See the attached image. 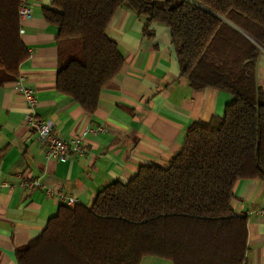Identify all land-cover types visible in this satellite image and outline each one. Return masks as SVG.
<instances>
[{"label": "trees", "instance_id": "trees-1", "mask_svg": "<svg viewBox=\"0 0 264 264\" xmlns=\"http://www.w3.org/2000/svg\"><path fill=\"white\" fill-rule=\"evenodd\" d=\"M19 0H0V89L27 58ZM167 27L180 73L194 90L227 92L222 116L193 123L167 166L143 165L102 189L90 207L61 205L39 237L15 251L17 264H243L246 218L231 208L240 180H264V96L256 83L264 46V0H54L56 89L88 114L123 67L106 30L118 9ZM231 25H229L228 23ZM236 28H234V27Z\"/></svg>", "mask_w": 264, "mask_h": 264}, {"label": "crops", "instance_id": "crops-1", "mask_svg": "<svg viewBox=\"0 0 264 264\" xmlns=\"http://www.w3.org/2000/svg\"><path fill=\"white\" fill-rule=\"evenodd\" d=\"M26 1L31 16L18 32L27 58L18 67V77L35 92L36 114L53 124L57 136L79 137L86 151L70 160L46 159L43 145L24 125L23 97L12 84L0 89V183L10 184L0 188V264H17L15 251L39 237L65 205L46 190L62 191L75 205L88 208L102 189L127 182L141 166H167L183 149L188 128L222 116L231 101L224 91L191 88L180 73L169 29L153 23L147 34L144 20L123 6L106 30L123 67L88 114L56 89L58 29L43 16L54 0ZM256 83L264 96V46L259 47ZM97 127L103 131L84 133ZM33 181L41 187L25 186ZM231 208L246 218L243 264H264V180L238 181ZM140 264L170 263L145 257Z\"/></svg>", "mask_w": 264, "mask_h": 264}, {"label": "built area", "instance_id": "built-area-1", "mask_svg": "<svg viewBox=\"0 0 264 264\" xmlns=\"http://www.w3.org/2000/svg\"><path fill=\"white\" fill-rule=\"evenodd\" d=\"M18 22H19V32L21 31V26L30 19L31 8L29 7L26 0H19L17 6ZM14 89L23 97L27 114L24 117V125L27 126L33 134H35L36 139L44 147V157L46 159H62L70 160L76 156L84 154L86 151L85 146L81 143L79 137H74L70 139H64L57 136L54 133L53 124L36 114V96L32 88L24 83V79L19 76L17 80L12 84ZM101 127L86 129L84 133H90L96 135L102 132ZM10 184L7 182L0 183L1 187H9ZM28 188L41 187V184L37 181L30 183H25ZM48 195H54L60 202L64 203L66 206L71 207L75 205V201L64 194L62 191L46 190Z\"/></svg>", "mask_w": 264, "mask_h": 264}]
</instances>
